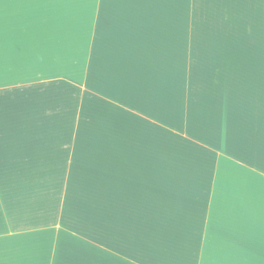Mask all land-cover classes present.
Here are the masks:
<instances>
[{
    "label": "crops",
    "instance_id": "crops-1",
    "mask_svg": "<svg viewBox=\"0 0 264 264\" xmlns=\"http://www.w3.org/2000/svg\"><path fill=\"white\" fill-rule=\"evenodd\" d=\"M0 264H264V0H0Z\"/></svg>",
    "mask_w": 264,
    "mask_h": 264
}]
</instances>
